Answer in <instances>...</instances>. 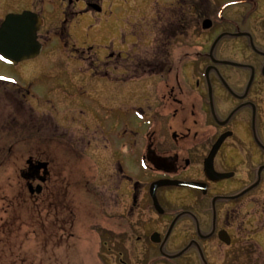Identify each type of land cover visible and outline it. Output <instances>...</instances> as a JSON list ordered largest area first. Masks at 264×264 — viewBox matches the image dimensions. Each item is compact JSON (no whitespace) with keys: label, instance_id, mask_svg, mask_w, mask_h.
<instances>
[{"label":"flooded vegetation","instance_id":"af4514ba","mask_svg":"<svg viewBox=\"0 0 264 264\" xmlns=\"http://www.w3.org/2000/svg\"><path fill=\"white\" fill-rule=\"evenodd\" d=\"M61 1L60 35L37 15L41 51L47 39H74L65 31L81 14L77 6L101 12V0ZM165 12L156 22L186 23L198 39L174 52L161 29L163 39H133L136 57L120 46L100 61L87 43L71 45L81 74L110 86L98 91L102 113L56 96V142L71 162L81 156L100 170L86 195L101 206L94 231L103 249L119 253L118 264L131 252L138 264L153 253L160 264H264V0H175ZM42 173L26 168L21 176L37 185ZM50 177L48 166L44 185ZM62 182L58 169L56 186ZM157 182L184 185L156 188L154 202ZM57 213L68 214L71 228L72 205Z\"/></svg>","mask_w":264,"mask_h":264},{"label":"rangeland","instance_id":"374dc122","mask_svg":"<svg viewBox=\"0 0 264 264\" xmlns=\"http://www.w3.org/2000/svg\"><path fill=\"white\" fill-rule=\"evenodd\" d=\"M173 4L175 0H101L99 13H82L85 6H77L75 10L81 14L65 31L74 39H47L38 57L15 66L0 61V264H118L119 253L103 249L101 237L94 231L101 225V206L86 195L85 183L96 175L100 183V170L86 166L81 156L79 162H71L56 142V96L70 107H97L96 111L103 112L98 91L110 83L81 74L79 69L85 66L68 55L73 43L92 46L93 56L100 61L107 50L119 51L120 46L129 52L126 57H136L130 47L133 39H163L168 33L174 39V52L186 39H198L186 23L169 26V18L156 22L157 14L166 16L164 9ZM64 8L61 0H0V18L31 12L42 19L45 31L56 27V35H60ZM161 29L165 30L159 38ZM145 51L141 48L140 55ZM144 119L142 115L140 120ZM67 120L64 130L71 132L72 121ZM29 158L48 164L49 183L27 186L22 180ZM58 169L66 182L56 186ZM37 186L40 193H30L29 188ZM98 194L101 198V187ZM70 205L71 228L68 214H59L66 219L63 225L56 217L60 208ZM129 254L127 264L140 262L137 252ZM144 257L141 264L161 262L157 253Z\"/></svg>","mask_w":264,"mask_h":264},{"label":"water","instance_id":"95a60500","mask_svg":"<svg viewBox=\"0 0 264 264\" xmlns=\"http://www.w3.org/2000/svg\"><path fill=\"white\" fill-rule=\"evenodd\" d=\"M40 26V19L37 15L30 12H23L18 15H7L0 25V60L6 64L18 65L20 62L35 58L40 54L41 46L36 39V34ZM204 25L203 28H207ZM26 164L28 172L39 173L42 170L40 182L44 183L48 175V164L37 162L33 165L31 159ZM167 185L183 186L181 182H157L152 185L151 192L153 195L156 188ZM30 193L33 191L39 194L41 187L37 186L34 190L29 188Z\"/></svg>","mask_w":264,"mask_h":264},{"label":"snow or ice","instance_id":"6c2138e0","mask_svg":"<svg viewBox=\"0 0 264 264\" xmlns=\"http://www.w3.org/2000/svg\"><path fill=\"white\" fill-rule=\"evenodd\" d=\"M0 79H3L2 77H0Z\"/></svg>","mask_w":264,"mask_h":264}]
</instances>
